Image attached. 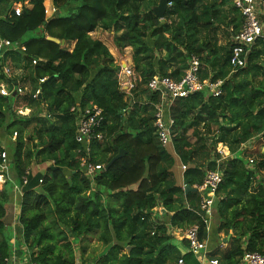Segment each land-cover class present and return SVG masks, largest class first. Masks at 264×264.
<instances>
[{
	"label": "trees",
	"instance_id": "obj_1",
	"mask_svg": "<svg viewBox=\"0 0 264 264\" xmlns=\"http://www.w3.org/2000/svg\"><path fill=\"white\" fill-rule=\"evenodd\" d=\"M160 1L53 0L57 11L47 18L45 0H0V38L26 49L0 53V84L10 92L0 94V152L8 156L5 166L0 158V175L8 177L0 190V264L10 263L14 253L5 218L15 187L21 188L19 224L31 262L77 264L74 244L99 235L109 249L98 264H202L186 240L169 235L170 229L198 226L200 238L209 239L195 212L200 193L177 184L175 158L154 128L155 110L143 104L158 101L148 89L152 78L179 81L192 57L201 61L202 81L224 80L222 96L204 90L176 100L172 110L175 150L187 166L185 185L202 186L208 171L223 174L213 226L230 238L226 249L207 257L240 264L247 252L264 254V154L241 152L249 141L264 139V45L252 51L245 69L233 72V37L243 23L233 0H168L172 6L163 20L154 13ZM17 5L20 15L13 11ZM259 18L264 23V5ZM98 29L114 33L119 51L132 48L131 67L141 82L132 91L131 108L118 81L121 65L91 36ZM8 61L21 66L22 80L3 72ZM19 88L24 94L16 93ZM94 107L106 120L99 130L104 141L91 143L89 161L106 168L119 150L126 154L90 179L81 169L85 146L76 141L72 109ZM218 144L233 158L221 160ZM41 165L46 172L33 174ZM156 208L165 214L155 217ZM165 216L168 225L158 221Z\"/></svg>",
	"mask_w": 264,
	"mask_h": 264
},
{
	"label": "built area",
	"instance_id": "obj_2",
	"mask_svg": "<svg viewBox=\"0 0 264 264\" xmlns=\"http://www.w3.org/2000/svg\"><path fill=\"white\" fill-rule=\"evenodd\" d=\"M233 4L239 10L243 16V23L238 34L233 37V47L230 55V65L233 68V72H237L245 69L248 66L249 57L255 48H260L264 45V23L261 22L259 15L264 5V0H233ZM168 6H172L169 2ZM13 11L17 15L22 12L21 5L13 7ZM48 10L46 9V14ZM21 49L25 51V47L18 44H12L6 39L0 38V53L3 50L15 51ZM43 61V60H40ZM37 61L33 64L36 65ZM118 74V81L121 91L129 96V99H133V90H136L137 84L141 82V77L137 75L134 69L126 63ZM201 61L192 57L189 63V68L184 76L179 80H174L170 77L155 76L148 83V89L152 93L158 94L159 102L156 104V116L154 122V128L158 136L159 142L163 148L172 149L175 156V142L173 139L174 119L171 116L166 115L167 109L173 107V104L178 99H185L192 96L195 93L207 90L213 97H220L223 95L224 81H202L200 77L201 73ZM5 74L9 77L8 72ZM41 83L45 80H41ZM6 86L0 84V94L3 96L10 95V92ZM24 90L19 88L16 93L24 94ZM36 95H40V91H37ZM72 111L77 112V132L76 141L85 146V156L81 157V169L90 178L94 179V176L105 168V165L94 164L89 161V155L91 153V143L93 141H104L103 134L99 133L103 123H105V117L103 110L94 107L91 109H75ZM127 113L123 110L122 114ZM264 146V144H263ZM264 154V151H263ZM0 158L2 165L5 166L8 163L7 152H0ZM254 161L250 160V165H253ZM186 171L187 166L182 165ZM42 182V181H41ZM223 182V174L219 170L208 171L202 186L197 187L201 192V201L198 216L207 225L209 230L211 221L214 215V205L216 201V191ZM27 180H24V184ZM15 190L20 191V187H15ZM185 240L188 243V251L194 253L197 259L205 264H219L217 260H209L207 255V241L200 238V229L198 226H193L184 232ZM9 264V260H8ZM29 264H40L36 262H29ZM179 264H183L180 260ZM240 264H264V254L257 252H247L241 259Z\"/></svg>",
	"mask_w": 264,
	"mask_h": 264
},
{
	"label": "crops",
	"instance_id": "obj_3",
	"mask_svg": "<svg viewBox=\"0 0 264 264\" xmlns=\"http://www.w3.org/2000/svg\"><path fill=\"white\" fill-rule=\"evenodd\" d=\"M163 19H161V20H163ZM70 45L74 46V43H72ZM128 49L132 50V48H128ZM206 81H212V80L211 79H207ZM216 81H219V80H216ZM216 81H212V82H216ZM221 81H224V80H221ZM1 85L6 86L5 82L1 83ZM126 98L128 99L129 96L126 95ZM158 102H159V97H158L157 103ZM134 103H135V100H134V97H133V99L131 100L130 108L133 106ZM157 103H153V102L150 101V102H144L143 104L151 105L154 108V110H155V112H154L155 115L154 116H156V112H157L156 111V104ZM175 103L176 102H174L173 107L175 106ZM173 107L172 108L169 107L167 109V111H166L167 117L171 116L172 119H174V117L172 116ZM23 110H26V109H23ZM127 111L129 112L130 109H128ZM29 114H30V110H29V113L22 114V115H29ZM173 139H174V137H173ZM259 139L262 140V142L264 144V139L260 138V137H259ZM253 140H255V139H253ZM253 140L249 141L248 143L252 142ZM192 141H194V140H192ZM248 143L244 144L241 147V152L244 153V154H246L245 151H244V148H247ZM169 151L173 154V156L175 158L174 174H175L176 182H177L178 185L183 186V188H185V186H186L185 183H184L185 170L182 168L183 167L182 166L183 163L179 159L178 155L175 156V154L173 153L172 149H170ZM217 151L220 153V155L222 157L221 160H227V159L233 158V155L230 153L228 147L225 146V145L223 146V144H222V148L221 149L217 147ZM263 151H264V146H263ZM38 172H41V170H37V169L36 170H32L33 174H36ZM0 178H1V175H0ZM1 180H3V179L1 178ZM4 184H5V181H2V185H4ZM192 188L197 189L196 186L192 187ZM197 192L200 193V197H201V192L198 191V189H197ZM20 195H21V192L14 189L13 198H12L11 202L6 206L7 215H6V218H5V223H6L7 226L12 228L13 233H14V237H13V240L11 242L14 253H13V257L11 259V262L9 264H29V262H30L28 250L26 249V247L23 246V240H22L23 230H22V227L19 224V216H20V212L19 211H20V208H21V205H20L21 204V196ZM16 207H17V210L15 211ZM195 212L196 213L199 212V209H197V211H195ZM154 214H155L154 215L155 217H156V215L161 217V216H163L165 214V211L162 208H156L154 210ZM161 220H163V222L166 225H168L169 222H170V216H165L163 218H160L158 221H161ZM213 224H214V220L211 221L209 230H207L208 231V238H209L207 240V253H211L212 251L216 250L217 248H221L222 249L223 243H226V241L229 239V238H225L224 234H218L217 230L215 229V226H213ZM184 232H185L184 230L170 229L169 230V235L174 237L178 241H182V240H185L184 239L185 238ZM78 244L76 243V245H78ZM107 252H108V250H107ZM107 252L103 253L100 256V259L103 256H105L107 254ZM75 254H76V249H75ZM205 264H209V263L206 262Z\"/></svg>",
	"mask_w": 264,
	"mask_h": 264
},
{
	"label": "rangeland",
	"instance_id": "obj_4",
	"mask_svg": "<svg viewBox=\"0 0 264 264\" xmlns=\"http://www.w3.org/2000/svg\"><path fill=\"white\" fill-rule=\"evenodd\" d=\"M53 0H45V6L48 10L47 12V18H50L57 10L54 7ZM93 39H97L102 41L109 49L110 53L114 57L116 63L118 65L128 63L129 65L132 64V50L130 49H124L123 51H119L115 44H114V33L112 32H106L101 29H98L96 32L91 34ZM220 43L225 44L226 43V35H223L220 32ZM75 46V43H74ZM74 46L70 45L67 46L68 51H72L74 49ZM65 47V46H64ZM3 72H8L9 77L13 76L14 79H21L24 78L23 71L21 69V66L15 67L13 64H11L10 61H8V64L4 66ZM7 85V84H5ZM6 88V87H5ZM30 89V87H29ZM30 91V90H28ZM16 110L18 113L27 114L29 113V110H23V108H17ZM19 110H21L19 112ZM2 145H5V142L2 143ZM224 146V145H223ZM218 148H222V144H218ZM244 151L246 155L248 154H263V142L259 138H256L252 142L248 143L247 148H244ZM255 155H251L250 157H254ZM42 166V165H41ZM34 166L31 170H41L42 173L46 172V166ZM2 181L7 180V176L1 175ZM2 184V183H1ZM5 185V184H4ZM4 185H0V190L4 188ZM112 200H110V203ZM17 210V207L15 208V211ZM20 212V211H19ZM163 222V220H161ZM159 221V222H161ZM72 240V239H70ZM226 243H223L222 249H226ZM12 245V243H11ZM74 247L76 249V258H77V264H98V260L100 259V256L107 252L109 247H107L104 243L99 241V235H91L89 237H83L80 239V243L78 245L74 244ZM27 249V248H26ZM30 259V255H29Z\"/></svg>",
	"mask_w": 264,
	"mask_h": 264
},
{
	"label": "water",
	"instance_id": "obj_5",
	"mask_svg": "<svg viewBox=\"0 0 264 264\" xmlns=\"http://www.w3.org/2000/svg\"><path fill=\"white\" fill-rule=\"evenodd\" d=\"M168 8V0H161L159 5L154 9V13L157 17H159L160 19H163L165 16V13L167 11ZM50 41L61 44L64 46V41H59L58 39L55 38H49ZM123 67H125L127 64H122ZM126 152L123 150H119V153L117 154V156H115L112 161L107 165L106 170H108L115 162L119 161L121 158H123L125 156ZM185 191L186 193L189 192H197V189L192 188L189 185L185 186ZM230 238V237H227ZM227 240V239H226ZM128 251H130V248L128 249Z\"/></svg>",
	"mask_w": 264,
	"mask_h": 264
},
{
	"label": "bare ground",
	"instance_id": "obj_6",
	"mask_svg": "<svg viewBox=\"0 0 264 264\" xmlns=\"http://www.w3.org/2000/svg\"><path fill=\"white\" fill-rule=\"evenodd\" d=\"M1 183H2V180H1V178H0V185H2Z\"/></svg>",
	"mask_w": 264,
	"mask_h": 264
},
{
	"label": "clouds",
	"instance_id": "obj_7",
	"mask_svg": "<svg viewBox=\"0 0 264 264\" xmlns=\"http://www.w3.org/2000/svg\"><path fill=\"white\" fill-rule=\"evenodd\" d=\"M47 9V8H46ZM47 15V14H46ZM64 45H65V43H64ZM63 46V45H62ZM122 65V64H121Z\"/></svg>",
	"mask_w": 264,
	"mask_h": 264
}]
</instances>
